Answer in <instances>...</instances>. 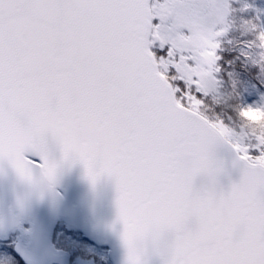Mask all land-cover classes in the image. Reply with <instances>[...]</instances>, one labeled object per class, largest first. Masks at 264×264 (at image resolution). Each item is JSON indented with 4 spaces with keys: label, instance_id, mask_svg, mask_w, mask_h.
<instances>
[{
    "label": "snow or ice",
    "instance_id": "1",
    "mask_svg": "<svg viewBox=\"0 0 264 264\" xmlns=\"http://www.w3.org/2000/svg\"><path fill=\"white\" fill-rule=\"evenodd\" d=\"M233 14V0H0V162L34 189L65 163L114 179L124 264H264V95L223 109L217 78ZM239 27L264 61V21Z\"/></svg>",
    "mask_w": 264,
    "mask_h": 264
},
{
    "label": "water",
    "instance_id": "2",
    "mask_svg": "<svg viewBox=\"0 0 264 264\" xmlns=\"http://www.w3.org/2000/svg\"><path fill=\"white\" fill-rule=\"evenodd\" d=\"M52 146L60 159L58 146ZM217 157L226 167L221 183L227 186L238 180L239 171L232 167L234 155L227 145L218 147ZM205 182L206 177H199L197 186ZM115 200L114 179L104 175L93 186L79 162L63 164L51 189H34L21 181L6 161L0 162V241H8L11 234L29 225L31 231L24 232L16 246L24 264H68V255L51 243L53 231L62 220L69 231L81 232L87 240L107 247L113 264H124L125 249L120 239L123 225L117 220ZM26 238H30L29 243ZM150 261L159 264V257L150 256Z\"/></svg>",
    "mask_w": 264,
    "mask_h": 264
},
{
    "label": "trees",
    "instance_id": "3",
    "mask_svg": "<svg viewBox=\"0 0 264 264\" xmlns=\"http://www.w3.org/2000/svg\"><path fill=\"white\" fill-rule=\"evenodd\" d=\"M245 19L247 18L245 17ZM239 22H237L236 31H231L224 38L222 46L218 50L220 57L218 77L225 85L224 91L227 99L226 103L221 106L223 109H226L230 104L238 103L240 100L244 102L242 97L244 84L256 85L260 91L264 92V61H259L256 56L249 59L245 55L246 52L250 51L247 50L246 43L251 37L239 27ZM245 115L253 121L260 120V117L254 112L245 113Z\"/></svg>",
    "mask_w": 264,
    "mask_h": 264
},
{
    "label": "flooded vegetation",
    "instance_id": "4",
    "mask_svg": "<svg viewBox=\"0 0 264 264\" xmlns=\"http://www.w3.org/2000/svg\"><path fill=\"white\" fill-rule=\"evenodd\" d=\"M25 229L30 230V227L26 226ZM21 236L22 234L20 232L11 235V245H8V247L3 246L0 249V258L6 257L8 264L21 263L20 259L15 255V246L21 241ZM52 239L57 249L68 253L69 264H77L78 259L82 258V255L86 259H89L90 264H104L109 261L107 258V249L84 240L79 233L67 231L63 222H60L55 228ZM1 244L4 245V243L0 242Z\"/></svg>",
    "mask_w": 264,
    "mask_h": 264
},
{
    "label": "rangeland",
    "instance_id": "5",
    "mask_svg": "<svg viewBox=\"0 0 264 264\" xmlns=\"http://www.w3.org/2000/svg\"><path fill=\"white\" fill-rule=\"evenodd\" d=\"M246 5L249 7L245 8ZM233 8H234L233 20L236 21V23L244 20L245 17L247 19H251V18L257 17V16H259V19L261 21H264V0H233ZM242 13H244V14H242ZM233 31H236V29L234 28L232 30V32ZM247 50H249V49L247 48ZM218 76H219V72L217 73V78L221 82V90L224 93L225 99H226V94L224 91L225 85H224V83H222V80ZM262 95H264V92L260 91L259 87H257L256 85H251L249 83L248 85L244 84L242 87V97L244 98V102L254 103ZM226 101H227V99H226ZM0 246L2 247V245H0ZM81 249L84 252H86L83 247H81ZM1 261H2V264H5L4 261L0 259V262ZM77 264H90V263H89V259H86L82 255V258L78 259ZM104 264H111V263L109 261H107Z\"/></svg>",
    "mask_w": 264,
    "mask_h": 264
}]
</instances>
